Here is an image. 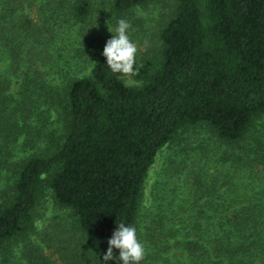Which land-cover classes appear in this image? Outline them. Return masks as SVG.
Listing matches in <instances>:
<instances>
[{
	"label": "trees",
	"instance_id": "16d2710c",
	"mask_svg": "<svg viewBox=\"0 0 264 264\" xmlns=\"http://www.w3.org/2000/svg\"><path fill=\"white\" fill-rule=\"evenodd\" d=\"M94 1L0 0V264H57L34 239L46 194L82 240L61 264H105L120 223L141 264H264V0H173L136 75L105 31L147 0ZM188 138L179 188L143 212L157 152Z\"/></svg>",
	"mask_w": 264,
	"mask_h": 264
},
{
	"label": "rangeland",
	"instance_id": "374dc122",
	"mask_svg": "<svg viewBox=\"0 0 264 264\" xmlns=\"http://www.w3.org/2000/svg\"><path fill=\"white\" fill-rule=\"evenodd\" d=\"M34 1L39 2V0ZM100 2V0L94 1L98 9L104 8V5L100 4ZM173 6V0H147L145 4L127 14L125 20L130 24L129 34L131 40L137 45L138 57L152 54L156 45L157 31L168 17ZM110 30L115 34V29H112V27L108 25L105 32L110 33ZM4 67L5 62H2L1 68L3 69ZM124 79L127 84H135L133 79L128 76ZM203 136L202 133L196 134V138L199 137V139ZM184 137H189V134L184 133ZM188 140H190L192 144L183 145L180 142H173L167 144L157 152L154 163L149 169L144 187L141 205L143 212L155 201V191L157 187L159 188V185L162 190L164 189L165 194L172 192V188H179L176 183H178L177 176L181 168V160L185 158L183 156L187 153L195 154V148L193 149V147L198 143V139L188 138ZM186 148H189L188 152H186ZM189 157L191 156L187 155V158ZM188 163H190V161H188ZM187 188L189 189V187ZM34 222V239H38L42 242L47 253H52L51 255L54 257L57 264L62 263L64 258L62 259L61 256H63V254L66 256L69 250L70 257L74 256L73 253L78 255L81 253L82 240L78 233L72 229V217L69 210L57 206L48 194L41 198L35 210ZM64 238L68 240H66L65 243L61 240ZM145 242L149 244V241ZM59 243L61 244L58 245ZM169 256L172 260H184V257L179 254L177 249H173Z\"/></svg>",
	"mask_w": 264,
	"mask_h": 264
},
{
	"label": "clouds",
	"instance_id": "9594fccd",
	"mask_svg": "<svg viewBox=\"0 0 264 264\" xmlns=\"http://www.w3.org/2000/svg\"><path fill=\"white\" fill-rule=\"evenodd\" d=\"M129 29L130 24L127 20H118L115 34L106 42L103 49L106 64L116 74L136 75L139 72V67L135 65L138 48L130 38ZM107 243L109 247L102 259L105 264L114 259L113 249L118 250L121 264H141L145 246L138 238L136 227L120 223Z\"/></svg>",
	"mask_w": 264,
	"mask_h": 264
}]
</instances>
